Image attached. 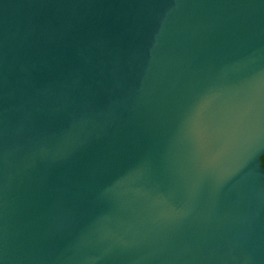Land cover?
I'll return each instance as SVG.
<instances>
[{
    "label": "water",
    "instance_id": "obj_1",
    "mask_svg": "<svg viewBox=\"0 0 264 264\" xmlns=\"http://www.w3.org/2000/svg\"><path fill=\"white\" fill-rule=\"evenodd\" d=\"M264 0H0V264H264Z\"/></svg>",
    "mask_w": 264,
    "mask_h": 264
},
{
    "label": "bare ground",
    "instance_id": "obj_2",
    "mask_svg": "<svg viewBox=\"0 0 264 264\" xmlns=\"http://www.w3.org/2000/svg\"><path fill=\"white\" fill-rule=\"evenodd\" d=\"M219 258L216 264H248L244 257L233 253L231 250L225 251L224 254L216 256L215 259Z\"/></svg>",
    "mask_w": 264,
    "mask_h": 264
},
{
    "label": "trees",
    "instance_id": "obj_3",
    "mask_svg": "<svg viewBox=\"0 0 264 264\" xmlns=\"http://www.w3.org/2000/svg\"><path fill=\"white\" fill-rule=\"evenodd\" d=\"M262 165H263V167H264V155H263V157H262Z\"/></svg>",
    "mask_w": 264,
    "mask_h": 264
}]
</instances>
